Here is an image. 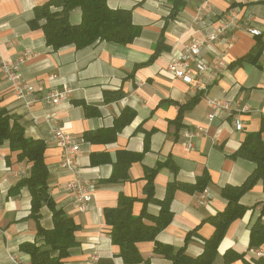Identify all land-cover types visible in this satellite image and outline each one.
<instances>
[{"label": "crops", "instance_id": "1", "mask_svg": "<svg viewBox=\"0 0 264 264\" xmlns=\"http://www.w3.org/2000/svg\"><path fill=\"white\" fill-rule=\"evenodd\" d=\"M47 1L0 0V65L3 60L21 59L20 76L26 85L19 97L0 68V104L12 121L25 128L26 137L47 143L49 194L57 208L79 225L77 244L69 249L65 264H126L119 246L112 243L104 210L117 207L124 194L137 199L133 213L140 215L147 175L153 169H157L156 201L147 204L149 216L144 223L154 224L151 217L160 214L159 202L169 185H179L169 206L172 219L156 241L199 257L204 241L215 231L210 218L228 204L224 188L242 185L257 168L252 159L235 156L237 151L250 133H260L264 143V0H184L174 18L171 0H107L112 9L132 11L133 22L140 27L135 40L127 45L97 41L81 49L71 44L57 51L47 44L41 28L45 20L32 23L35 7ZM234 8L241 12L238 25L226 40L209 41L208 34ZM69 20L79 24L82 9L71 10ZM196 39L203 41L202 55L207 60H224L207 93L194 92L168 71L171 61L183 55L184 44ZM157 45L163 48L150 61ZM185 64L195 71L192 59H185ZM63 89L69 91L67 97L52 103L50 94ZM224 98L233 101L232 110L211 106L210 99ZM182 106L188 108L179 118ZM212 113L215 118L209 120ZM52 118L81 140L76 169L96 186L85 211L67 191L74 171L61 165ZM138 153L142 156L132 162L128 177L110 182L115 166ZM30 173V164L19 161L5 141L0 146V264H30V255L21 245H43L38 223L45 229L54 227L48 205L41 207L39 220L31 215L28 186L12 192ZM206 174L210 182L203 191L187 189ZM240 203L247 211L229 227L213 264L264 260V243L250 246L251 228L260 217L264 223V176L241 196ZM137 247L144 259L139 264H174L154 252V241L138 242ZM227 251L232 256L228 261ZM94 254L96 260L91 258Z\"/></svg>", "mask_w": 264, "mask_h": 264}, {"label": "trees", "instance_id": "2", "mask_svg": "<svg viewBox=\"0 0 264 264\" xmlns=\"http://www.w3.org/2000/svg\"><path fill=\"white\" fill-rule=\"evenodd\" d=\"M173 9L171 18L177 16L184 6V0H171ZM75 7L82 9V20L79 24H72L69 13ZM39 20H45L42 25L47 44L53 50H59L67 45H75L77 49L89 46L97 41H112L127 45L132 43L140 34V27L134 24L132 11L127 9H112L107 0H48L35 7L33 25ZM163 47L157 45L152 61ZM188 107L182 106L179 118ZM9 141L10 150L17 152V159L30 164L31 173L20 180L12 189L17 192L20 186H28L32 194L31 215L39 220L40 209L48 205L52 211L54 227L43 228L38 223V234L44 241L43 245L37 243H23L21 250L30 255V264H65L69 256V249L77 244L76 232L79 225L62 209L57 208L56 201L49 194V170L46 162L47 143L43 139L25 136V128L18 122L12 121L7 110L0 104V146ZM127 153H125L126 156ZM141 153L132 154L122 164L116 165L110 182H118L128 177V170L132 162L141 158ZM235 156H244L257 163L255 171L239 186H227L223 196L228 204L222 213L210 218L215 226L213 235L204 241V251L196 258L185 254L184 249H176L156 241L157 234L163 230L172 219L170 202L173 193L179 185L170 184L164 200L160 201L161 212L157 217H151L154 224H146L143 219L148 215L146 206L154 198V178L157 169L149 171L146 185L147 197L140 215L133 213L135 197L121 194L118 206L104 210L106 223L111 227L112 243L119 246L120 256L126 264H139L144 261L137 243L141 241H154V252L176 262L185 264H213L218 248L231 224L242 218L247 208L240 203L241 196L251 189L257 181L264 176V143L260 133H250ZM210 182L209 174L201 178L197 184L187 189L190 191H203ZM264 213V208H263ZM188 240V238H187ZM264 243V223L260 217L251 228L250 246L259 247ZM238 256V255H237ZM237 256H234L237 258ZM226 261L231 259V252L225 254ZM254 264H264L258 259Z\"/></svg>", "mask_w": 264, "mask_h": 264}, {"label": "built area", "instance_id": "3", "mask_svg": "<svg viewBox=\"0 0 264 264\" xmlns=\"http://www.w3.org/2000/svg\"><path fill=\"white\" fill-rule=\"evenodd\" d=\"M241 12L239 9H230L225 13L218 24L215 25V31L208 34L209 41L226 40V34L232 31L239 22ZM198 19L201 20V17ZM256 33V31H252ZM203 41L196 39L192 42L185 43L183 46L184 53L181 57L174 58L168 65V71L176 78L182 79L187 82L194 92L207 93L209 86L212 83L217 68L224 65L222 57H217L216 62L211 63L202 55ZM185 59H192L196 67L194 70H187ZM22 60L16 61H1V71L11 81L15 87L16 94L20 97L23 95L26 85L21 81L20 67ZM68 90L63 89L54 91L50 94L52 103L56 104L64 100L68 95ZM210 104L215 110L226 109L232 110L234 105L233 101L228 98L224 99H210ZM215 118V113L209 115V120ZM53 123V136L57 145L61 148V165L74 171L73 178L67 184V191L72 195L73 200L81 211L88 209L91 201L94 199L96 186L95 184L84 180L78 174L76 169V156L81 152V140L76 139L71 133L60 128L56 124V119L52 118ZM240 124V123H238ZM257 255H260L258 250ZM92 260H96L98 256L92 255Z\"/></svg>", "mask_w": 264, "mask_h": 264}]
</instances>
